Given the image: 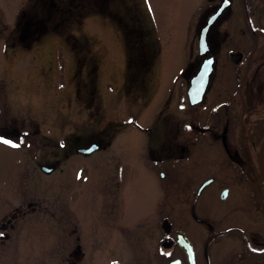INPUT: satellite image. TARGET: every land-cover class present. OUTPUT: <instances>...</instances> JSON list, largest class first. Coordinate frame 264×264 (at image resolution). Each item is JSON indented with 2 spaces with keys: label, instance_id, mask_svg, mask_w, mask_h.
Returning a JSON list of instances; mask_svg holds the SVG:
<instances>
[{
  "label": "flooded vegetation",
  "instance_id": "af4514ba",
  "mask_svg": "<svg viewBox=\"0 0 264 264\" xmlns=\"http://www.w3.org/2000/svg\"><path fill=\"white\" fill-rule=\"evenodd\" d=\"M110 1V13L127 7L121 0H96L91 6L102 11ZM197 1L192 10L204 2L196 7ZM206 1L188 50L198 65L188 76L183 63L176 92L160 96L150 118L131 113L116 134L106 133L103 124L97 136L52 153L47 162L42 139L29 151L31 134L0 130L5 138H23L19 148L0 145L26 149L13 176L17 187L10 180L9 189L0 188L5 195L0 197V264L19 247L26 249L29 236L46 248L41 264H264V0ZM134 6L138 71L157 51L152 53L154 43L144 38L150 31L142 17L148 2L134 0ZM216 12L206 34L207 52L200 55V30ZM210 57L208 89L200 104L191 105L189 80ZM220 66L230 76L212 89ZM173 92L183 116L173 108ZM196 110L194 122L187 115ZM116 135L118 150H110ZM80 159H86L79 174L86 175L87 184L77 188L69 182V190L73 175L64 165ZM49 174L56 186L46 205L43 181ZM13 191L20 196L16 204H11ZM82 199L85 215L72 214ZM46 211L44 221L40 213Z\"/></svg>",
  "mask_w": 264,
  "mask_h": 264
},
{
  "label": "rangeland",
  "instance_id": "374dc122",
  "mask_svg": "<svg viewBox=\"0 0 264 264\" xmlns=\"http://www.w3.org/2000/svg\"><path fill=\"white\" fill-rule=\"evenodd\" d=\"M95 1L0 0V130L17 129L31 134L29 151L42 139L46 162L52 153L81 143L88 136H97L103 124H107L106 133L116 134L120 123L132 117L131 113L140 120L150 118L160 96L171 90L176 92L183 76L181 66L186 65L183 63H187L185 75L189 76L199 62L188 56V50L203 13V9H198L205 6L206 0L202 4L198 0L196 7L200 5L193 10L196 0H145L149 9L143 10L142 17L150 31L144 38L154 43L152 53L157 51V55L138 71L133 66L137 52L132 41L139 39L134 30L139 18L135 15L139 9H135L134 0H121L127 7L113 9L111 13L109 7L113 2L99 11L97 6H91ZM217 74L212 89L221 88L220 82L230 76L229 69L223 70L222 66ZM175 92L172 105L180 117ZM198 114L196 110L187 116L196 122ZM117 135L110 150H118L121 136ZM25 150L0 145L3 190L9 189L10 180L13 189L17 187L13 176L22 164L21 153ZM64 167L76 179L80 176L76 182L70 176L67 184L85 187L86 175H80L79 171L86 169V159L68 161ZM53 174L45 175L43 181L46 205L55 196ZM71 184L67 185L69 190ZM19 198L13 191L11 204H16ZM82 201L72 214L85 215V199ZM40 214L47 220V211ZM25 246L26 249L22 246L14 250L2 264L44 261L41 252L45 254L46 248L40 239L29 236Z\"/></svg>",
  "mask_w": 264,
  "mask_h": 264
},
{
  "label": "water",
  "instance_id": "95a60500",
  "mask_svg": "<svg viewBox=\"0 0 264 264\" xmlns=\"http://www.w3.org/2000/svg\"><path fill=\"white\" fill-rule=\"evenodd\" d=\"M222 8V7H221ZM220 8V10H221ZM219 10V12H220ZM219 12H216L215 14L211 15L209 19L207 20V23L201 28L199 33V53L200 55H205L207 52V43H206V34L209 26L214 22V20L217 18ZM232 56H240L241 53L239 52H232ZM241 57H237V59L232 57L233 63L237 64L240 62ZM210 62V63H209ZM214 69V60L213 58H205L200 66L198 71L195 75H193L189 80V86L187 89V96L189 99V102L191 105H197L200 104L203 101L204 95L208 89L209 82L211 75L213 73ZM93 149L92 146H90L88 149H82L84 152H89ZM264 151V140L262 142L261 148H260V154H262ZM262 156H260L261 161Z\"/></svg>",
  "mask_w": 264,
  "mask_h": 264
},
{
  "label": "snow or ice",
  "instance_id": "6c2138e0",
  "mask_svg": "<svg viewBox=\"0 0 264 264\" xmlns=\"http://www.w3.org/2000/svg\"><path fill=\"white\" fill-rule=\"evenodd\" d=\"M0 143L10 145L11 147H14V148H19L21 146V144L23 143V138H21L19 140V142H14L11 139H8V138H5L3 136H0ZM77 179H80L79 175H77ZM2 235H3V233H0V236H2Z\"/></svg>",
  "mask_w": 264,
  "mask_h": 264
}]
</instances>
